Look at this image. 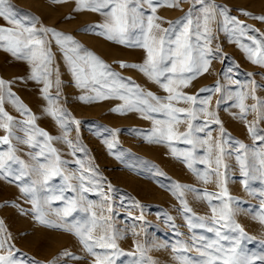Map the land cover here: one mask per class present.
Masks as SVG:
<instances>
[{
    "label": "rangeland",
    "instance_id": "obj_1",
    "mask_svg": "<svg viewBox=\"0 0 264 264\" xmlns=\"http://www.w3.org/2000/svg\"><path fill=\"white\" fill-rule=\"evenodd\" d=\"M153 2L158 4L154 15L159 18L154 23H159L165 29L174 27L177 32L182 29V24L178 22L183 21L188 12L193 10V24L190 26V31L193 32L192 42L197 43L194 29L199 16V46H203L207 39V46L215 57L211 58L208 70L193 79L187 87L178 86V91L196 96L197 102L192 104L182 100L174 101V106L195 110L198 118L191 120L180 114V123L174 124L176 135L171 141L163 140L158 133L152 135L153 129L157 127L155 121L167 119L162 113L126 110L121 114L113 111L116 108H127L128 102L118 98L119 95H127L130 100H136L135 95L124 89L113 93L108 88L96 85L108 98L88 102L81 100V96H96L93 85L90 84L87 88L78 86L63 50L50 34L47 39L51 41L49 47L54 54L49 77L51 87L48 91V95L53 98L51 104L43 91L45 83L31 78L32 65L27 60L13 56L6 50V44L0 46V79L8 82L11 92L36 117V127L54 138L64 135L65 129L47 111L49 107L54 110L64 109L70 114V117H66L67 136L76 146L73 154V147L63 140L51 141L61 159L68 163L60 165L62 176H53L44 184L42 176L32 169L50 161L44 157L33 159L39 148L23 142L28 139V135L21 131L25 127L23 122L29 116L5 94L3 108L13 117L11 146L16 149L15 155L29 165L26 170L28 174L19 181L15 179L19 165H13V175L0 174V221L3 222L0 229V242L3 243L0 255L9 257L14 264H96V256L83 247L73 232L65 230L76 221H90L92 212L96 213L93 235L98 237L107 232L117 237L119 253L113 249H94L101 258L108 256L111 264H183L188 260L192 264H200L207 259L201 255L205 245L217 239L215 232H210L207 228L213 227V207L217 209L216 216L219 217L221 199L228 202L235 213V222L240 227L225 228L217 225L222 235L229 237L220 243L225 248H230L239 241L236 247L241 254L264 255V222L260 219L264 215V196H261L264 181L248 179L245 185L247 178L237 160L239 155L246 154L250 164H258V159L254 160L253 156L259 151L261 142L254 139L249 127H255L257 135H264V104L260 103L264 101V65L248 59L247 52L240 44L249 47L254 45L246 37H239L233 31L234 25L229 24L225 29L219 10L215 19L208 23L209 32L205 33L203 13L198 11L201 5L195 3L194 8V0ZM213 2L226 7L229 16L258 30H249L248 36L264 39L261 36L264 34V21L243 14L247 12L254 16H264V0ZM9 4L15 19L23 24L31 25L35 18L38 21L37 28L51 27L73 36L84 49L94 53L110 70L119 74L129 87L139 86L145 94L151 92L157 97L169 95L159 83L138 68L121 66L122 62L143 64L146 50L108 40L97 34L98 29L91 30L92 25L102 23L104 18L97 12L76 11L77 0H67L64 3H56L54 0H9ZM141 10L145 17L153 15L151 8L143 0ZM13 26L0 17V27ZM153 31L160 35L155 29ZM134 32L138 35L139 29ZM217 88L219 90H215ZM202 89L211 91H201ZM240 93L248 97L244 100L246 112H242L239 107ZM253 95L258 100H253ZM148 99L150 103H155L151 98ZM205 99L208 104H200ZM253 104L256 105L255 111L251 110ZM201 108L215 115H206L200 112ZM216 117L222 122L224 135L220 132V125L214 122ZM71 118L80 121L79 125L72 123ZM189 124L194 128L204 127V131L194 132L193 135L208 143L197 145L193 157L186 161L185 154L192 150V146L184 142L180 134L188 131ZM108 130H113L115 135ZM5 135L7 132L0 128V137ZM35 140L42 142L43 138L36 136ZM105 140L114 141L116 146L110 151ZM241 143L246 148H240ZM81 147L84 150L81 151ZM8 149L9 145L0 144V152ZM218 157L223 161L218 169L221 174L219 176L216 175ZM77 160L83 163L85 169L95 170L91 191L83 192L80 188L78 177L81 169ZM204 160L208 163L201 162ZM251 175L259 173L250 170ZM205 176L207 182L202 178ZM33 181H36L35 185ZM222 181L226 184L228 197L231 199L217 196L209 198L205 195L220 193L223 190ZM97 183L99 187H96ZM177 184L185 187L177 188ZM25 185L36 189L35 198L39 202L43 218L50 224L62 227L49 226L37 219L36 206L32 203L33 194L22 191ZM101 192L107 199L100 195ZM56 196H63V199H54ZM73 200L78 202L76 210L71 216L64 217V209ZM182 200L186 201L191 213H185ZM88 202L93 207L88 212L82 211L81 208L87 207ZM190 217L193 224L201 222L197 217L203 218L207 226L190 227ZM240 229L245 235H241ZM65 252L80 258L67 257Z\"/></svg>",
    "mask_w": 264,
    "mask_h": 264
},
{
    "label": "snow or ice",
    "instance_id": "obj_2",
    "mask_svg": "<svg viewBox=\"0 0 264 264\" xmlns=\"http://www.w3.org/2000/svg\"><path fill=\"white\" fill-rule=\"evenodd\" d=\"M54 2L64 3L67 2V0H54ZM143 2L149 5L153 15L145 17L141 10L142 0H77L76 11H93L103 16L104 20L102 23L91 26V30H99L97 34L120 44H131L132 46L145 49L146 60L143 64H125L122 62L121 66L138 68L150 79L159 83L164 91L169 94L167 97H157L151 92L145 94L139 86L129 87L128 84L121 80L119 74L110 70V67L94 53L84 49V47L76 41L73 36L57 31L51 27L45 26L37 28L36 23H38V21L35 20V18L31 25H25L19 20H16L12 14L9 0H0V17L8 20L14 26L9 28L0 27V42H2L0 43V46L6 44V50L11 52L13 56L27 60L32 65L31 78L45 83L43 91L51 104L53 98L48 95V91L51 87V80L49 77L51 76V65L54 59V54L49 47L51 41L47 39L50 34L55 39V43L63 50L64 58L68 62L78 86L87 88L90 84L93 85V90L96 92V96H81V100L88 102L90 100L108 98L95 87L96 85L108 88L113 93L118 92L120 89H124L128 93L135 95L136 100H130L127 95H119L118 98L128 102L127 108H116L113 109V111L120 112L121 114H124L126 110L162 113L167 119L163 121H155L157 127L153 129L152 135L158 133L159 137L163 140L171 141L176 135L173 126L174 124L180 123V114H184L186 118L191 120H196L198 118L195 110L189 111L188 109L174 106V101L178 102L182 100L192 104L197 102L196 96L186 95L178 91V86L187 87L193 79L208 70L211 58L215 57L212 56V51L207 46V39L203 46H199L201 35L199 16H197L196 27L194 29L197 43L193 44L192 42L193 32L190 31V26L193 24V10L188 12L187 16L183 18V21L178 22L182 24V29L177 32L174 27L165 29L161 28L159 23H154V20L159 19L154 15L158 4H154L153 0H143ZM159 2L163 3L165 0H159ZM195 3L201 5V8L198 11L203 13L205 33L209 32L208 23L215 19L217 10H219V13L223 16V25L225 29H227L229 24L234 25L233 31L237 32L241 38L246 37L254 45L253 47H249L243 43L240 44L241 48L247 52L248 59L253 63L264 65V39H256V37L247 35L249 30H258L251 29V26L244 24L243 21H239L236 17L229 16V10L226 7L216 5L213 0H194V8ZM243 14L251 16L253 19L264 21V16H254L247 12H244ZM136 29H139L138 35L134 32ZM154 29L160 33V35L154 34ZM261 36L264 37V34H261ZM194 51L196 52L195 55L193 54ZM215 90L219 89L217 88ZM201 91L211 90L202 89ZM5 94L14 103H17L20 109L29 116V119L23 122L25 127L21 128V131H24L28 135V139L23 142L28 143L33 148H39V152L33 157V159L39 160L40 157H44L45 160L50 161V163L47 164H40L38 168H33L32 171L37 172L42 176V182L44 184H46L53 176H62L63 170L60 165L68 162L61 159L58 150L52 146L51 141L53 139L63 140L65 143L73 147V154H75L76 146L67 136L68 122L66 121V117H70V114L64 109L54 110L52 107L47 109L49 114L52 115L60 123V126L65 129L64 135L55 138L52 137L45 130L36 127V117L31 114L30 110L23 106L21 102H19L14 93L11 92L8 82L3 79H0V128H3L7 132V135L0 137V144L9 145V149L6 152H0V174L13 175V165H19L20 169L18 170V174L15 175V179L19 181L28 174L26 170L29 168L28 164L15 155L16 149L11 146L10 137L13 135V117L3 108ZM148 98H151L155 103H150ZM239 98V107L242 112H246L247 109L244 100L248 97L244 93H240ZM251 98L253 100H258L254 95ZM56 99H58V97ZM260 103L264 104V101H261ZM200 104L206 105L208 104V100H201ZM138 105H142L143 107H138ZM251 110H256L255 104L251 106ZM200 112H203L206 115H215L213 113H207L205 108H201ZM71 122L77 126L80 123V121H77L74 118H71ZM214 122L217 125H220V132L224 135L225 129L218 117L215 118ZM205 124H207V122H205ZM108 131L115 135L113 130ZM198 131H204V127L194 128L192 124H189L188 131L180 134L183 136L184 142L192 146V150L185 154L186 161L190 157H193L197 145L202 146L208 143L207 140H198L193 135L194 132ZM249 131L252 132L254 139L261 142V147L253 156L254 160L258 159V164H250L246 154H241L237 157L241 171L247 178L244 181L245 185H247L248 179H259L264 181V135H257L256 129L253 126L249 127ZM101 135H103V133H101ZM36 136L42 137L43 141H36ZM105 143L110 151L116 146L114 141L108 142L105 140ZM240 148L243 149L246 148V146L241 143ZM80 150L82 151L84 149L81 147ZM173 152L175 153V149H173ZM209 152H211L210 147ZM220 152H223L222 148L220 149ZM201 162L208 163L207 160ZM76 163L81 169V175L78 177L81 190L83 192L91 191L96 174L95 170L91 168L85 169L80 160H77ZM216 164L218 166L216 175L219 176L221 174L218 169L223 164V161L218 157L216 159ZM189 167H191L190 163ZM250 170H254V172L259 173V175L250 176ZM64 178L68 179V177ZM202 178L207 182V176ZM32 183L35 185L36 181H33ZM221 183L223 185V190L220 193H206L205 195L209 198L212 196H217L218 198L228 197L226 184H224L223 181ZM96 187H99L98 183L96 184ZM108 187L111 189L110 184ZM176 187L183 188L185 186L177 184ZM22 191L25 194H33L32 203L36 206L35 212L38 220L49 226L62 227V225L50 224L49 221L43 218L39 202L35 198L36 189L34 187L25 185L22 187ZM100 195L107 199V196L103 192H101ZM180 196H183L182 192L180 193ZM261 196H264V192L261 193ZM228 198L231 199V197ZM54 199H63V196H56ZM77 203L78 202L75 200L70 201L68 207L63 211V216H71L72 212L77 208ZM182 203L184 205L185 213H191L192 210L187 206L186 201L182 200ZM221 203L222 207L219 211L218 218L216 216L217 209L215 207L212 208L214 214L213 227L207 228L208 231L215 232L217 239L205 245V250L202 251L201 255L206 256L207 259L201 261L200 264H257V261H259V264H264V255L248 256L238 252L236 245H238L239 241H236L235 245L230 248H225L224 245L220 243L221 240H228L229 237L222 235L220 228L217 227V225H222L225 228L240 227L235 222V213L229 207L228 202L221 199ZM92 207V203L88 202L87 207H83L81 210L88 212ZM109 211H111V209H109ZM139 219H143V217H139ZM196 219L201 222L199 224H193L191 217L189 218L190 227L195 228L207 226L203 218L197 217ZM260 219L264 222V215H261ZM2 227L3 222L0 221V229H2ZM95 228L96 213L92 212L90 221L86 220L84 223L76 221L71 227L65 228V230L73 232V234L80 239L83 247L89 253L96 256V264H111V260L108 256L101 258L94 249H113L116 253H119V248L116 243L117 237L115 235H109L107 232L96 237L93 235ZM240 232L242 236L245 235L242 229H240ZM2 247L3 243L0 242V248ZM137 248L140 249V246L137 245ZM141 254L143 255V252ZM64 255L74 259L80 258L69 252H65ZM0 264H14V262L9 257L0 255ZM183 264H192V262L188 260L184 261Z\"/></svg>",
    "mask_w": 264,
    "mask_h": 264
}]
</instances>
